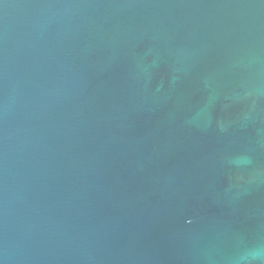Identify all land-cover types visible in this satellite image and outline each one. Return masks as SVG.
<instances>
[{
    "label": "water",
    "instance_id": "1",
    "mask_svg": "<svg viewBox=\"0 0 264 264\" xmlns=\"http://www.w3.org/2000/svg\"><path fill=\"white\" fill-rule=\"evenodd\" d=\"M0 264H264V0H0Z\"/></svg>",
    "mask_w": 264,
    "mask_h": 264
}]
</instances>
